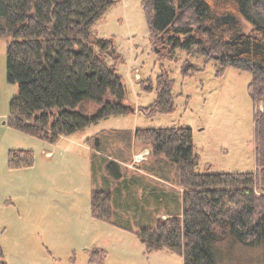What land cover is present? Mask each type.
I'll return each mask as SVG.
<instances>
[{"label": "trees", "instance_id": "trees-1", "mask_svg": "<svg viewBox=\"0 0 264 264\" xmlns=\"http://www.w3.org/2000/svg\"><path fill=\"white\" fill-rule=\"evenodd\" d=\"M116 2L0 0V38L9 39L6 80L17 85L9 104L10 127L56 142L99 120L133 112L125 103L121 75L104 59L121 58L113 39L92 32ZM141 5L155 53L170 55L179 48L201 55L217 63L218 77L229 66L251 73L247 89L256 170L198 172L193 132L186 126L109 132L112 139L124 135L113 141L123 142L122 148H111L108 135L96 134L88 140L98 156L92 167L100 172L91 188L90 214L135 232L147 251L181 255L184 264H264V0H141ZM189 70L184 65L182 76H192ZM173 85L167 74H158L156 97L140 107L142 114L173 113ZM134 140L150 147V160L140 169L175 184L177 196L137 178L119 180ZM32 158L31 150L9 149L8 168L31 166ZM104 170L117 182L105 181ZM129 220L152 226L134 230ZM3 257L0 244V264H7ZM105 257L103 248L93 247L88 264H103Z\"/></svg>", "mask_w": 264, "mask_h": 264}, {"label": "rangeland", "instance_id": "rangeland-1", "mask_svg": "<svg viewBox=\"0 0 264 264\" xmlns=\"http://www.w3.org/2000/svg\"><path fill=\"white\" fill-rule=\"evenodd\" d=\"M116 1L92 32L94 37L113 39L121 58L104 59L121 75L125 103L133 112L99 120L56 142L8 125L9 104L17 85L6 80L9 39L0 38V244L7 264H88V251L93 247L106 251L103 264H184L181 255L167 249L147 251L135 232L91 216L90 193L99 171L92 167L98 156L88 140L96 134L108 135L111 148H122L123 142L113 141L124 135L112 139L109 132L186 126L193 132L198 172L256 170L253 102L247 89L251 73L229 66L218 77L217 63L201 55L179 48L170 55L155 53L141 0ZM184 65L192 76H182ZM160 73L174 80L175 111L147 118L140 107L155 99L154 85ZM9 149L31 150L33 164L8 168ZM138 155L142 156L139 163ZM124 156L123 171L139 173L141 164L150 160V147L134 140ZM128 222L134 230L151 224Z\"/></svg>", "mask_w": 264, "mask_h": 264}, {"label": "crops", "instance_id": "crops-1", "mask_svg": "<svg viewBox=\"0 0 264 264\" xmlns=\"http://www.w3.org/2000/svg\"><path fill=\"white\" fill-rule=\"evenodd\" d=\"M120 170L122 172V176L119 178V180L123 179V178H128V179H133V178H137L139 179V181L141 182H145V183H149L150 185L154 186V187H159L163 190H165L167 193H174L177 196V189L178 187L173 184V183H169V182H164L163 180H160L159 178L150 175L149 173L143 171L142 169H140L139 173H131L128 174L126 172L123 171L122 166H120ZM104 178L105 181L107 179L111 180L112 182L116 183L117 181H115L112 177V175L110 173H108L106 170H104ZM103 183V181H102ZM141 192V190H140Z\"/></svg>", "mask_w": 264, "mask_h": 264}, {"label": "built area", "instance_id": "built-area-1", "mask_svg": "<svg viewBox=\"0 0 264 264\" xmlns=\"http://www.w3.org/2000/svg\"><path fill=\"white\" fill-rule=\"evenodd\" d=\"M141 158H142V156H141V155H140V156L138 155V156L136 157V162L139 163V162L141 161Z\"/></svg>", "mask_w": 264, "mask_h": 264}]
</instances>
